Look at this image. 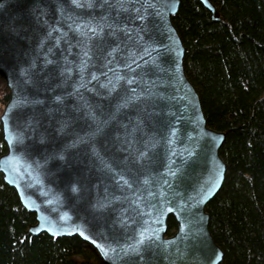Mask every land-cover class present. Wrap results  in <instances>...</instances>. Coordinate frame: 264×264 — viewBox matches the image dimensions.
Listing matches in <instances>:
<instances>
[{"label":"water","instance_id":"obj_1","mask_svg":"<svg viewBox=\"0 0 264 264\" xmlns=\"http://www.w3.org/2000/svg\"><path fill=\"white\" fill-rule=\"evenodd\" d=\"M181 1L0 0V169L31 233L79 235L104 264L222 261L206 206L225 133L185 72Z\"/></svg>","mask_w":264,"mask_h":264},{"label":"trees","instance_id":"obj_2","mask_svg":"<svg viewBox=\"0 0 264 264\" xmlns=\"http://www.w3.org/2000/svg\"><path fill=\"white\" fill-rule=\"evenodd\" d=\"M182 0L172 21L186 48L185 72L207 124L225 133L222 187L208 202L219 264H264V0ZM9 90L0 79V157L8 152L1 115ZM35 212L0 169V264H104L79 235L33 234ZM172 216L167 235L177 230Z\"/></svg>","mask_w":264,"mask_h":264}]
</instances>
